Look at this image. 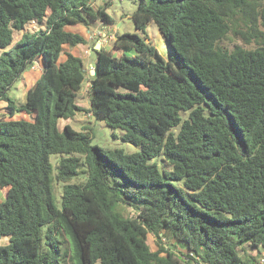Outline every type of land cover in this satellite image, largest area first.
<instances>
[{"label": "trees", "instance_id": "1", "mask_svg": "<svg viewBox=\"0 0 264 264\" xmlns=\"http://www.w3.org/2000/svg\"><path fill=\"white\" fill-rule=\"evenodd\" d=\"M93 3L0 0V264L264 262V0H140L138 33L94 48L84 109L88 72L71 48L89 38L70 27H107ZM36 62L42 74L17 103L8 92ZM81 111L138 150L61 130Z\"/></svg>", "mask_w": 264, "mask_h": 264}, {"label": "rangeland", "instance_id": "2", "mask_svg": "<svg viewBox=\"0 0 264 264\" xmlns=\"http://www.w3.org/2000/svg\"><path fill=\"white\" fill-rule=\"evenodd\" d=\"M140 3V0H94V7L96 9L100 7H105L107 13L111 17V22L107 24L106 31H114L116 34H124V33H138L136 29V25L133 19V13L137 9L138 5ZM98 31H102V24L98 23ZM120 25V26H119ZM72 31H75L77 33H80L84 35L85 37H89L90 35L94 33L95 30V24L89 25L88 27L85 25H78L70 27ZM23 32H15V41H18ZM148 36L150 38V41L153 45H155L158 50L164 54L167 55V49L168 45L165 41L162 42V34L159 31L158 26L155 23H151L148 27ZM94 38V37H93ZM103 37L101 35H98L95 37L91 43L90 46L86 45H78V47L71 48V51H74L77 55L81 56L84 62V65L87 69L88 75L83 83L82 89L79 92V97L77 99V102L79 105H81L84 109H88L90 107V98L88 94V85H89V77L90 72L89 69L91 68V62L96 64L97 55L94 51V48L99 40H102ZM111 40L107 38L105 41H100V46L105 45L104 47L107 50H113V46L111 44ZM228 43L233 44L234 42H239V40L234 39V41H231L230 39L227 40ZM99 46V47H100ZM90 47V48H89ZM98 47V49H99ZM86 51H89V56L86 55ZM2 51L0 50V53ZM117 54V52H116ZM43 68V66H42ZM41 72V63L36 62V64L23 75V78L18 81L8 92V95L14 99L17 103H20L21 101L26 100V92L30 88V86L37 80V77L39 76V73ZM6 102L0 103V117L3 116L4 113H8V110L6 109ZM23 116V115H21ZM28 117V116H27ZM66 124H70L80 132H89L92 138V144L98 145L104 149H116L120 148L123 149L127 153H132L138 150L137 147L130 143H125L121 140V131L115 130L107 126L103 121H97L90 113L87 111H81L76 114V116L72 119H60L59 126L61 130L65 127ZM90 128V129H89ZM61 156L59 154H53L51 156V162L55 166L57 159ZM154 161L158 162V165L160 166L161 170L163 168H166L165 161L162 157L156 158ZM54 190L55 198L58 202H60L61 194H62V187L60 188L59 185L56 184ZM6 198V191L3 190L0 187V201H3ZM134 214V209L129 208L126 210V213ZM9 238L4 237L0 239V245L8 243ZM149 243L152 246L153 249L157 248L155 237L153 234L149 235ZM178 250H181L180 248H177ZM264 252V251H263Z\"/></svg>", "mask_w": 264, "mask_h": 264}, {"label": "crops", "instance_id": "3", "mask_svg": "<svg viewBox=\"0 0 264 264\" xmlns=\"http://www.w3.org/2000/svg\"><path fill=\"white\" fill-rule=\"evenodd\" d=\"M98 26H99V24L97 23V24H95V30H94V33L92 34V36L90 35L88 38H89V43L87 44V46H90V43H91V41L95 38L93 35L95 34V32H96V30L98 29ZM120 26V25H119ZM102 28L105 30V29H107L108 27H106L105 28V26L104 25H102ZM109 31V30H108ZM106 33V32H105ZM109 33L110 34H112V35H116V33L114 32V31H109ZM94 37V38H93ZM163 41H165V39H164V37H163V35H162V42ZM100 46V42L98 41V43L96 44V48L98 49V47ZM76 47H78V46H76ZM102 46H100V48H101ZM75 48V47H74ZM90 48V47H89ZM72 52H74V51H72ZM75 53V52H74ZM76 54V53H75ZM77 55V54H76ZM86 55L87 56H89L90 54L86 51ZM94 66H95V64L94 63H92L91 62V68L89 69V72H90V74L91 75H93L92 74V70L93 69H95L94 68ZM42 71H43V68H42V63H41V72L39 73V76L37 77V79L41 76V74H42Z\"/></svg>", "mask_w": 264, "mask_h": 264}, {"label": "built area", "instance_id": "4", "mask_svg": "<svg viewBox=\"0 0 264 264\" xmlns=\"http://www.w3.org/2000/svg\"><path fill=\"white\" fill-rule=\"evenodd\" d=\"M38 25H37V23H36V21H33L31 24H30V28H32V29H37L38 27H37ZM99 30V29H98ZM98 30H96V32H95V34L93 35L94 37H97L98 35H101L102 37H103V39L102 40H99V42L100 41H105L107 38L109 39V40H112L113 38H114V35H110V36H108L105 32H104V29H101L102 31H98ZM88 53H89V51H88ZM260 264H264V262L262 261Z\"/></svg>", "mask_w": 264, "mask_h": 264}, {"label": "water", "instance_id": "5", "mask_svg": "<svg viewBox=\"0 0 264 264\" xmlns=\"http://www.w3.org/2000/svg\"><path fill=\"white\" fill-rule=\"evenodd\" d=\"M99 49H100V47H99ZM96 73V70L95 69H93L92 70V74H95Z\"/></svg>", "mask_w": 264, "mask_h": 264}]
</instances>
